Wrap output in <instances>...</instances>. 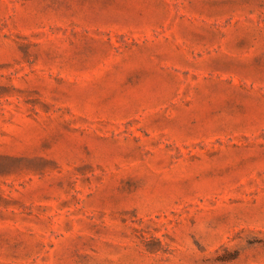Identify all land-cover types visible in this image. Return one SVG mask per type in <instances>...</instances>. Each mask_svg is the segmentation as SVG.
<instances>
[{"label":"rangeland","instance_id":"1","mask_svg":"<svg viewBox=\"0 0 264 264\" xmlns=\"http://www.w3.org/2000/svg\"><path fill=\"white\" fill-rule=\"evenodd\" d=\"M0 264H264V0H0Z\"/></svg>","mask_w":264,"mask_h":264}]
</instances>
